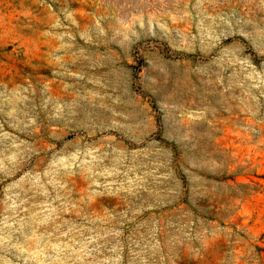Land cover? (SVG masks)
Masks as SVG:
<instances>
[{"label":"rangeland","instance_id":"obj_1","mask_svg":"<svg viewBox=\"0 0 264 264\" xmlns=\"http://www.w3.org/2000/svg\"><path fill=\"white\" fill-rule=\"evenodd\" d=\"M0 264H264V0H0Z\"/></svg>","mask_w":264,"mask_h":264}]
</instances>
